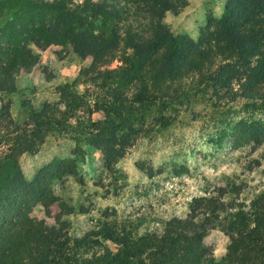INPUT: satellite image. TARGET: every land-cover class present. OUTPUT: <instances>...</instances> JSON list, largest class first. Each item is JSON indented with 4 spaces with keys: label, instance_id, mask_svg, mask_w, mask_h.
<instances>
[{
    "label": "trees",
    "instance_id": "trees-1",
    "mask_svg": "<svg viewBox=\"0 0 264 264\" xmlns=\"http://www.w3.org/2000/svg\"><path fill=\"white\" fill-rule=\"evenodd\" d=\"M185 3L0 0V16L8 13L0 24V94L13 93L14 77L38 63L35 50L70 45L90 58L81 81L95 88L103 110L102 122L83 127L77 122L73 129L69 103L67 110L45 103L20 123L0 106V264H264V193L244 205L234 197V187H220L192 198L183 217H171L160 230L140 235L104 211L95 228L71 238L61 217L72 208L52 187L77 177L75 162L53 159L30 181L18 167V157L33 153L51 130L101 150L108 165L122 154L125 140L116 136L120 127L127 123L135 136L136 120L152 111L173 116L196 96L219 107L239 103L254 112L234 122L230 133L235 141L264 142V0H226L219 18L200 29L195 40L173 35L162 22L166 12L175 16ZM113 62L117 65L111 67ZM124 103L134 106L133 117L118 110ZM75 152H82L80 145ZM55 204L59 212L53 225L30 216L40 206L49 217ZM78 213L86 210L79 207ZM213 230L228 238L218 262L203 244Z\"/></svg>",
    "mask_w": 264,
    "mask_h": 264
},
{
    "label": "rangeland",
    "instance_id": "rangeland-1",
    "mask_svg": "<svg viewBox=\"0 0 264 264\" xmlns=\"http://www.w3.org/2000/svg\"><path fill=\"white\" fill-rule=\"evenodd\" d=\"M225 3L186 0L177 15L166 12L162 22L173 35L184 34L195 40L200 29L219 18ZM7 18L8 13H2L0 24ZM35 52L38 63L28 73L19 72L14 77V92L0 94V106L6 107L10 117L20 123L30 111L39 112L45 103H54L59 110H67L65 104L69 103L71 128L102 122L103 110L94 96L95 88L81 81V71L90 58L79 56L70 45H50ZM115 65L113 62L110 66ZM127 104L118 110L133 117L130 107L134 106ZM253 116L254 112L243 110L239 103L219 107L196 96L173 116L152 111L136 120L135 136L127 123L120 127L116 136L125 140L122 154L108 165L101 150L76 143L57 130L46 133L37 149L20 155L17 163L23 178L30 181L53 159L71 158L75 162L77 177H66L52 187L64 205L72 208L71 214L61 217L68 223L69 237H81L95 228L104 220V211L113 213L116 223L140 235L160 230L171 217H183L192 198L220 187H234L238 192L234 197L244 205L264 193V142L255 145L235 141L230 133L234 122ZM76 145L82 152H75ZM79 207L86 213L79 214ZM58 212L57 205H51L49 217H45L43 209L36 206L30 216L53 225ZM203 244L218 262L225 254L228 238L213 230ZM102 245L113 250L109 242Z\"/></svg>",
    "mask_w": 264,
    "mask_h": 264
}]
</instances>
